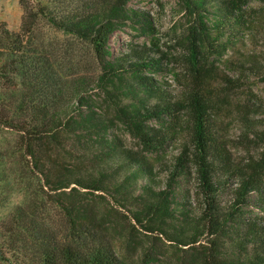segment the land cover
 Returning a JSON list of instances; mask_svg holds the SVG:
<instances>
[{
  "label": "trees",
  "instance_id": "16d2710c",
  "mask_svg": "<svg viewBox=\"0 0 264 264\" xmlns=\"http://www.w3.org/2000/svg\"><path fill=\"white\" fill-rule=\"evenodd\" d=\"M131 1L21 0L20 29L0 23V131L15 136L11 147L0 146V163L21 157L32 194L29 205L0 221L8 253L15 264H126L100 242L89 199L100 195L148 234L156 255L157 243H168L178 264H264V219L252 216L264 213V148L236 162L214 120L221 110L215 64L227 42L249 29L253 0H180L191 23L179 92L156 79L168 70L169 54L154 42L151 16ZM123 26L151 35V44L114 54L111 39ZM44 27L64 38H48ZM84 47L94 53V73L83 69ZM237 110L253 130L248 106ZM120 126L139 149L116 132ZM257 139L264 145V132ZM178 142L179 153L168 155ZM193 177L196 205L183 191ZM226 191L231 198L222 204ZM46 204L65 217V238L38 215Z\"/></svg>",
  "mask_w": 264,
  "mask_h": 264
},
{
  "label": "rangeland",
  "instance_id": "374dc122",
  "mask_svg": "<svg viewBox=\"0 0 264 264\" xmlns=\"http://www.w3.org/2000/svg\"><path fill=\"white\" fill-rule=\"evenodd\" d=\"M46 4L49 0H38ZM27 4L33 5V0H26ZM130 6L147 12L153 21L157 33L154 34V42L160 41L162 50L168 52V70L154 74L156 79L166 82L173 90L182 91V82L185 77L186 66L183 59L185 54L184 41L187 29L190 25L186 10L180 0H132ZM246 16L250 21L249 29L243 31L234 40L227 42L228 51L215 64L213 87L217 94L218 107L214 120L217 122L218 132L228 144L236 162H244L250 158H258L263 151L262 141L257 139L259 133L264 132V0H253L247 8ZM24 17V9L21 0H0V23L8 24L13 31H18ZM48 38L63 39L64 36L54 30L44 27ZM153 37L144 35L140 30L131 26H123L112 36L111 46L114 54L126 49L128 44H148ZM80 60L88 73L97 71L94 53L84 47L80 50ZM213 59V58H212ZM254 63L259 64L253 65ZM243 65V67H242ZM227 79H230L229 82ZM2 80L0 79V96L2 92ZM246 105L251 110V120L255 123L254 129L250 130L248 124L241 118L237 107ZM157 125V123H154ZM126 141L127 145L135 149L141 146L138 141L122 126L116 129ZM183 140L190 141L185 134ZM15 141V136L7 131H0V146H10ZM181 143L178 142L168 149V155L179 153ZM22 158L8 160L0 163V180L8 178V182L0 181V221L5 219L16 207L29 205L31 192L29 187V174L27 165L23 164ZM165 182L164 179H162ZM165 183H163V187ZM198 181L191 178L184 183V194L190 195L191 202L196 205L199 201ZM82 194L85 191L80 190ZM230 192H223L220 200L222 204L230 201ZM93 205L97 208L95 218L102 225L100 242L110 245L116 250L126 264H178L180 255L176 248L168 243H157L161 251L156 255L152 252L159 251L154 241L141 228L134 225L127 214L119 210L108 198L100 195L90 196ZM198 207H200L198 205ZM41 218L50 222L57 230L61 239L65 238L66 220L60 209L52 204H46L38 212ZM252 216L264 219V213L257 210ZM5 240L0 235V264H15V258L8 253ZM149 247V248H148ZM148 248V249H147ZM152 258H156L150 262ZM150 262V263H149Z\"/></svg>",
  "mask_w": 264,
  "mask_h": 264
}]
</instances>
